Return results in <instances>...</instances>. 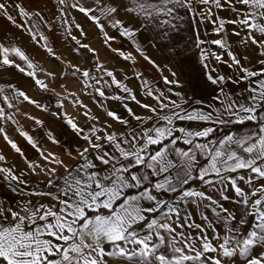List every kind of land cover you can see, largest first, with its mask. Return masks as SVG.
Segmentation results:
<instances>
[{"label": "snow or ice", "instance_id": "obj_1", "mask_svg": "<svg viewBox=\"0 0 264 264\" xmlns=\"http://www.w3.org/2000/svg\"><path fill=\"white\" fill-rule=\"evenodd\" d=\"M95 2L97 9L85 7L78 0L71 7L77 8L95 23L106 41L114 40L115 37L105 32L101 17L121 36L131 38L138 31L152 26L163 39L169 35L167 28H176L173 20L182 19L177 14L178 8L195 12L196 3L214 5L217 9L227 5L229 10L236 12V18H221L215 31L218 34L224 31L226 23L236 26L240 31L234 30L233 35L239 36L244 31L246 35L241 43L245 47L256 46L259 55L264 57V0H128L126 4L104 6H101V0ZM59 3L64 4L65 0H59ZM10 7L6 2H0V15L13 25L24 27L10 14ZM15 7L21 17L41 16L39 12L29 13L19 4ZM96 10H99L100 16L94 14ZM121 10L140 18L141 28L125 25L118 19ZM207 14H212L211 7L207 9ZM200 15L206 13L201 12ZM27 30L31 33V28ZM32 39L36 40L35 34H32ZM40 39L46 40L47 37L41 35ZM72 39L81 48L95 53L94 49L82 44L75 36ZM203 43L198 39L197 47ZM211 43L227 51L230 63L224 61L220 54L212 52L210 55L216 61L228 63L229 67L235 65L241 73L234 83H248L245 101L233 99L220 87L216 100L221 103V107L205 112L202 109L184 108L183 104L187 101L179 92L173 93L180 97L179 103L160 92L154 97L157 107L140 105L150 115L136 116L128 109L129 114L139 122V130L133 128L127 133L113 132L101 137L95 135L94 128L92 135L83 136L86 147L77 149L75 156L68 153L69 158L75 161L73 164L66 163L50 152L48 156L52 157L51 162L61 166L63 174L55 180H48V191L29 194L46 198L48 202L34 203L29 199L19 203L15 209L0 205V264H236L237 257L242 264H264V59L258 60L261 65L259 70H253L244 67L241 58L230 50L223 38ZM43 47L49 54L55 55L47 44ZM137 51L140 49L137 48ZM10 54L26 61L29 69L35 67L19 47L9 48L3 44H0V65H15L19 71H26L9 58ZM119 54L125 60L133 58L130 53ZM141 55L155 66L148 56L142 52ZM207 58L205 50L201 49V61ZM242 59L247 61L249 58L244 56ZM70 67L75 69L73 76L81 72L77 66ZM204 67L208 68V65L204 64ZM105 72L111 77L112 84L125 92L131 91L116 79L112 71ZM26 74L35 78L34 71H27ZM81 74L85 78L91 76L87 70ZM207 80L213 85H222L226 78L207 74ZM35 83L47 89L40 79H35ZM165 83L179 86L178 80L169 81L166 77ZM96 91L101 97L105 96L102 89L97 88ZM17 95L29 103H37L23 91H18ZM148 95H153L151 89ZM132 99L135 100V96ZM194 103L199 105L202 101L196 100ZM8 106L13 105L9 102ZM108 116L121 124H128V121L111 111ZM2 118H5V112L0 108ZM177 121H198L209 126L191 130L177 127ZM248 122L255 124L254 130L214 137L218 126ZM67 123L78 135L83 131L71 119ZM3 131L0 128V132ZM20 134L36 147L27 132L22 131ZM49 138L53 143L57 142L51 134ZM101 139L107 141L111 151L100 143ZM5 140L17 153H21V149L6 134ZM180 144L186 147H180ZM4 159L0 155V160ZM28 167L34 171L35 167L40 166L28 163ZM41 170L49 177L56 174V168ZM240 170L253 175L247 180L251 186L249 191L240 187L236 178H227L236 197L245 206L244 214L232 226L231 222L236 217L227 208L206 196L204 191L195 190L189 185L195 180L204 185H213L216 181L211 177L223 182L224 172L236 173ZM0 172L7 173V177L18 184L26 183L10 169L0 168ZM239 179L244 180L245 177L240 176ZM254 180L260 183L257 185ZM161 194L176 195L173 199H164ZM222 198L228 200L229 196L224 195ZM203 199L211 200L212 204L219 207L217 216L224 220L226 226L224 236L213 229V235L209 237L205 226L190 222L191 216L187 213L182 216L188 203ZM221 213L226 215L221 216ZM185 227L199 230V236L186 234L183 231ZM207 227L212 226L209 224ZM256 249L261 250L256 252Z\"/></svg>", "mask_w": 264, "mask_h": 264}, {"label": "crops", "instance_id": "obj_2", "mask_svg": "<svg viewBox=\"0 0 264 264\" xmlns=\"http://www.w3.org/2000/svg\"><path fill=\"white\" fill-rule=\"evenodd\" d=\"M0 2L9 4L11 6L10 14L16 18L18 24L24 25V27H17L0 15V44L9 48L19 47L35 66L33 69H29L26 61L20 60L12 54L9 58L14 60L16 65L25 68V72L19 71L15 65H0V89H2L0 91V108H3L5 112V118L0 119V128L4 130L0 132V155L5 157L4 160H0V168L10 169L16 176L26 181L24 184H18L7 177V173L0 172V205L5 208L11 206L15 209L19 203L29 199L34 203L48 202L46 198L29 194L48 191V180L50 178L55 180L56 177L63 174V168L51 162L52 157L48 156L50 152L66 163L73 164L75 161L69 158L68 153L71 152L75 156L77 149L86 147L87 142L83 136L92 135L94 128L96 129L95 135L101 137L113 132L127 133L133 128L139 130V122L129 114L128 109H131L136 116L150 115L151 113L140 105L148 104L157 107V100L154 97L160 92L178 103L180 97L173 93L179 92L187 101L183 104L184 108L202 109L205 112L221 107V103L216 100L220 87H223L225 93L230 94L233 99L244 102L248 95L246 91L248 83H234L241 75L236 66L224 65L223 62L216 61L210 55L215 49L216 54L222 55V59L230 63L227 52L225 53L224 49L218 45L212 44L213 40L222 38L226 40L230 50L236 53L238 58H241L244 67L259 70L261 65L258 60L264 59L259 55L256 46L245 47L241 43L246 35L244 31H241L239 36L233 35L234 30L240 31L236 26L226 23L224 31L219 34L215 31L219 27L221 18L224 20L236 18V12L229 10L227 5L222 9H217L214 5L196 3L194 4L195 12L178 8L177 14L182 19L173 20L176 28H167L169 35L163 39L159 31L152 26L138 31L131 38L121 36L117 29L112 28L101 17L105 32L108 36L115 37L114 40L106 41L104 34L95 23L88 20L77 8L71 7L72 4L77 3V0H65L64 4H60L59 0H0ZM78 2L85 7L98 8L95 0H78ZM152 2H157V0H152ZM126 3L128 0H101V6ZM17 4L29 13L39 12L43 18L36 15L21 17L15 7ZM209 7L212 9L211 15L207 14ZM201 12H205L206 15L201 16ZM94 14L101 15L99 10H96ZM117 18L121 19L125 25L136 29L141 28V19L126 14L123 10L120 11ZM28 28H31V33L27 30ZM32 34H35L36 40L32 39ZM41 35L47 39H40ZM73 36L82 44L89 45L95 50V53L81 48L72 39ZM198 39L205 42L200 47H197ZM45 44L53 49L55 55L47 52L43 47ZM137 48L140 51H137ZM113 49L118 51H113ZM177 49H183L182 53L178 54ZM192 49H196L197 52ZM201 49L205 50L208 57L203 62L201 61ZM120 52L125 55L130 53L133 58L125 60L119 54ZM141 52L154 61L155 66L146 61ZM244 56L249 59L243 60ZM56 57H60V59H56ZM181 57L184 58L183 62H181ZM193 58L196 62L211 64V70H214L215 76H224L225 82L222 85H216L215 90L205 88L193 91L192 87L186 83L187 80L193 79L191 74ZM83 63L88 65L87 71L91 76L83 77L82 71L73 76L72 72L75 69L70 65L81 69ZM183 63L188 67L184 66L182 69L180 65ZM101 65L103 67H100ZM105 70L112 71L116 79L131 91L125 92L112 84L111 77L106 75ZM203 70L208 72L209 66L208 68L204 67ZM27 71H34L35 78L28 76ZM48 73H53V75H48ZM173 73L176 75L173 76ZM165 77L169 81L178 80L179 86L165 83ZM35 79L43 81L47 85V89L37 85ZM145 81H147L146 84ZM97 88L105 92L104 97L99 95L96 91ZM150 89L153 92L152 96L148 95ZM169 89L172 91L170 92ZM18 91H23L37 103L25 101L23 97L17 95ZM116 96L121 99H112ZM132 96H135V100L132 99ZM5 97L8 98L7 101ZM222 99L223 97H221ZM196 100H201L202 103L197 105L194 103ZM9 102L13 105L12 107L8 106ZM109 111L128 121V124H121L108 116ZM68 119H71L83 130L79 135L67 123ZM36 121L41 123L38 124ZM176 124L177 127L191 130L209 126L198 121H177ZM254 129L255 124L251 122L242 125L231 123L218 126L214 137L219 138L229 133L243 134ZM22 131L32 137L36 147H33L20 134ZM5 134L17 144L22 154L17 153L8 144ZM49 134L54 137L56 143L52 142ZM100 143L111 151L107 141L101 139ZM179 146L186 147L183 144ZM44 157H48V159L45 160ZM200 162L203 164V159ZM28 163L40 167H35L33 171L28 167ZM42 168H56L55 176L45 175ZM252 175L246 170L236 173L224 172L223 182H219L217 177H211L210 179L216 181L213 185H204L199 180H195L189 187L204 191L206 196L227 208L236 217V220L231 222V225L235 226L244 214L245 206L240 202V198L236 197L230 180L227 178H236L238 185L245 191H249L251 186L247 180ZM240 176H244L245 179L240 180ZM254 183L258 185L260 181L254 180ZM175 195L161 194V198L173 199ZM224 195L229 196V199L224 200L222 198ZM217 212H220V209L216 204H212L211 200L203 199L197 203H188L183 209L182 216L187 213L191 216L190 222L205 226L209 237L213 235V229L224 236L226 234L225 222L217 216ZM223 215L226 214L221 213V216ZM209 224L212 226L211 228L207 227ZM183 231L192 236L200 234L199 230L195 228L185 227ZM260 250L256 249L255 251ZM236 264H242L239 257L236 258Z\"/></svg>", "mask_w": 264, "mask_h": 264}, {"label": "rangeland", "instance_id": "obj_3", "mask_svg": "<svg viewBox=\"0 0 264 264\" xmlns=\"http://www.w3.org/2000/svg\"><path fill=\"white\" fill-rule=\"evenodd\" d=\"M241 7H243V6H241ZM195 50L196 49H192V51H194V52H195ZM182 51H183V49H177L178 54L182 53ZM209 51H210V49H209ZM224 51H225V53L227 52L225 49H224ZM196 52H197V50H196ZM213 52H215V49H213ZM183 59L184 58L181 57V62H183ZM224 65H228V63H224ZM180 66L182 69L184 68V66L186 68L188 67V65H184V63L181 64ZM208 66H209V70H208V72H205L203 70L204 64L196 62V60H194V58L192 59V65H191V69H192L191 71L192 72H191V74L193 76V79L187 80L186 83L192 87L193 91H199V90L205 89V88H208L209 90H215L216 85H213L210 81L207 80V74H211V75H213V77H216L215 72H214V70H211V64H209ZM82 67L83 68H81V71H84V70H87L88 65L86 63H83Z\"/></svg>", "mask_w": 264, "mask_h": 264}]
</instances>
